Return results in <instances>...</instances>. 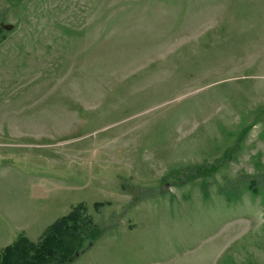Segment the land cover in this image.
<instances>
[{"label": "rangeland", "instance_id": "obj_1", "mask_svg": "<svg viewBox=\"0 0 264 264\" xmlns=\"http://www.w3.org/2000/svg\"><path fill=\"white\" fill-rule=\"evenodd\" d=\"M79 202L69 264H264V0H0V251Z\"/></svg>", "mask_w": 264, "mask_h": 264}, {"label": "trees", "instance_id": "obj_2", "mask_svg": "<svg viewBox=\"0 0 264 264\" xmlns=\"http://www.w3.org/2000/svg\"><path fill=\"white\" fill-rule=\"evenodd\" d=\"M258 192V183L248 184ZM103 202H95L99 209ZM107 232V227L95 221L84 202H79L65 215L48 225L38 241L24 232L0 251V264H69Z\"/></svg>", "mask_w": 264, "mask_h": 264}]
</instances>
